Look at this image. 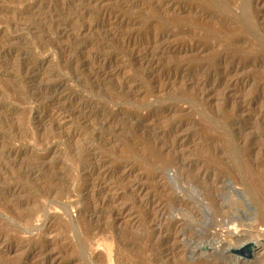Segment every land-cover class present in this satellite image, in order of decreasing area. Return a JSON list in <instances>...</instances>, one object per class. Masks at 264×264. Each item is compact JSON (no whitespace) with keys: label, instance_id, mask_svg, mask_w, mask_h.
<instances>
[{"label":"rangeland","instance_id":"rangeland-1","mask_svg":"<svg viewBox=\"0 0 264 264\" xmlns=\"http://www.w3.org/2000/svg\"><path fill=\"white\" fill-rule=\"evenodd\" d=\"M248 174L264 0H0V264H264V224L215 237L202 196L264 219Z\"/></svg>","mask_w":264,"mask_h":264},{"label":"bare ground","instance_id":"bare-ground-1","mask_svg":"<svg viewBox=\"0 0 264 264\" xmlns=\"http://www.w3.org/2000/svg\"><path fill=\"white\" fill-rule=\"evenodd\" d=\"M192 50V49H191ZM150 62V61H149ZM148 63V62H147ZM152 63V62H151ZM149 65V64H148ZM102 68V67H101ZM105 69V68H102V70ZM147 71V70H146ZM37 72L33 67H30L28 66V68L25 70V75L28 76L29 74L31 73H35ZM152 72V71H151ZM39 73V72H38ZM38 73L36 75H38ZM101 73V72H100ZM23 75V74H22ZM171 76V75H170ZM168 77V76H167ZM217 79V78H216ZM214 81V80H213ZM208 84V82H205L203 83L204 86H206ZM204 89V88H203ZM49 90V89H48ZM205 90V89H204ZM206 91V90H205ZM58 95V94H57ZM64 95V94H63ZM57 99L58 100H61L62 97L60 96H57ZM67 99V98H66ZM67 101V100H66ZM244 103V102H243ZM245 106V103L243 104ZM242 105V102H241V106ZM239 107V106H238ZM248 108V107H247ZM241 109V108H240ZM243 111V110H242ZM175 131V130H174ZM180 140V139H179ZM184 142V141H183ZM177 145H179L180 143L178 141L175 142ZM184 145V143H183ZM182 145V146H183ZM181 146V145H180ZM181 146V147H182ZM170 148H177V146L173 144H171ZM183 148V147H182ZM180 151V150H179ZM185 160V159H184ZM183 161V159H182ZM184 162V161H183ZM102 163V162H101ZM248 164V163H247ZM250 164V163H249ZM248 164V165H249ZM183 165L186 167H190L189 170H192V169H195V164H193L192 162H189V163H183ZM100 168V167H99ZM98 169V166L97 165H94L92 167V170H90V174L92 175L93 172H96V170ZM177 169V168H176ZM30 171V170H29ZM184 171V170H183ZM205 171V170H204ZM201 169L198 171L197 175L195 177L197 178H203L206 179L207 177L210 176V172H205ZM194 172V171H193ZM30 173V172H29ZM28 173V174H29ZM180 173V172H179ZM260 177V176H259ZM258 176H254L252 174H248L247 175V184H248V187L246 186L244 188L245 191H247V193L249 195H251L252 197L254 198H257L258 199V203L260 201V204L263 205L264 204V192H263V189H262V184H261V180ZM101 179V178H100ZM195 179V178H194ZM237 178H235L236 180ZM102 181V180H101ZM198 182V181H197ZM237 182V181H236ZM240 182V181H239ZM189 183V182H187ZM193 183V182H192ZM203 183V182H202ZM137 185V184H136ZM135 185V186H136ZM194 185V183H193ZM209 185V184H208ZM211 185V184H210ZM216 185V184H215ZM139 188V187H138ZM202 193H203V197H204V201H207V205L209 206V209L212 210V217L210 218L211 219V226L213 227V229H215V237L220 235L222 233H224L225 231L227 232V234L230 235V227H234L236 230H238L239 228H241V231L239 232L240 234L242 235H245V234H250L251 231L250 229H254L256 226L258 225H262L264 224V219L262 218H257L255 219V221L253 222V224H247L246 222H244L243 220H239V219H236L234 218V214L235 213H238L240 210L244 209V205L242 204V202L237 199V198H234V196L232 197L231 200H229L228 202H223L220 201L219 199V195L216 193V190L214 187H210L208 188L207 186L205 188H202ZM200 190V189H199ZM15 191V190H14ZM101 191V189H100ZM234 192V191H233ZM160 193V192H159ZM232 193V192H231ZM107 194V193H106ZM170 196V195H169ZM172 196V195H171ZM250 196V197H251ZM98 197V196H97ZM95 195H94V199L97 198ZM99 199V198H98ZM104 199V198H103ZM182 200V199H181ZM180 203V202H179ZM98 205V203H96ZM183 204V203H182ZM186 205V204H185ZM162 206V205H161ZM184 206V205H182ZM246 206V205H245ZM159 206H157L158 208ZM201 207V206H200ZM161 208V207H159ZM158 208V209H159ZM153 210V209H152ZM157 210V209H156ZM161 210V209H160ZM202 210V209H201ZM163 211V210H162ZM154 212H156L154 210ZM158 212V211H157ZM159 213V212H158ZM201 213V212H200ZM194 215V214H193ZM156 216V215H155ZM163 216V212L160 211V218ZM154 218V217H153ZM159 218V217H158ZM198 218V217H197ZM196 219V218H195ZM202 219V218H201ZM157 221V219H155ZM171 224V223H170ZM169 224V226H170ZM257 224V225H256ZM161 225V224H159ZM162 226V225H161ZM167 226V225H165ZM168 226V227H169ZM209 226V225H208ZM182 227V226H181ZM246 227H249V229H245ZM254 227V228H252ZM162 228L163 227H160V228H157V229H161L159 232L162 233V232H165V231H162ZM169 229V228H168ZM167 229V230H168ZM174 230V232L178 233L179 232V225H178V221L176 222H172V225H171V228L169 229L170 232H172ZM157 232V231H156ZM158 232V233H159ZM168 231H166L165 233H167ZM237 232V231H236ZM159 233V234H160ZM169 233V232H168ZM180 234V233H179ZM163 235V234H162ZM167 235V234H166ZM169 235V234H168ZM177 235V234H175ZM253 235V234H252ZM161 236V234H160ZM162 237V236H161ZM165 237V236H164ZM204 237V236H203ZM209 238V237H208ZM170 241H171V237L169 235V238H168ZM227 239H230V236L229 238ZM243 239V238H242ZM176 240V244L178 243L177 242V239H174ZM180 240V239H179ZM239 242L242 241L241 238L238 239ZM237 240V241H238ZM251 240V239H250ZM228 241V240H227ZM244 241V240H243ZM168 242V241H167ZM166 242V243H167ZM197 243V242H196ZM242 244V243H241ZM213 245V244H211ZM223 246V245H222ZM173 247V246H172ZM220 248V247H219ZM176 249V248H175ZM202 253V252H201ZM231 261V260H230Z\"/></svg>","mask_w":264,"mask_h":264},{"label":"water","instance_id":"water-1","mask_svg":"<svg viewBox=\"0 0 264 264\" xmlns=\"http://www.w3.org/2000/svg\"><path fill=\"white\" fill-rule=\"evenodd\" d=\"M253 247H254V244H253V243H250V244H248L247 247L245 248V251H247V252H251Z\"/></svg>","mask_w":264,"mask_h":264}]
</instances>
